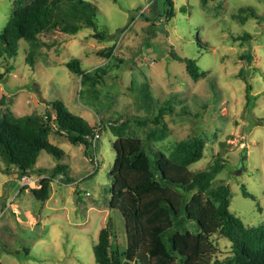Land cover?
<instances>
[{"label": "rangeland", "instance_id": "1", "mask_svg": "<svg viewBox=\"0 0 264 264\" xmlns=\"http://www.w3.org/2000/svg\"><path fill=\"white\" fill-rule=\"evenodd\" d=\"M86 1L95 6L96 31L105 38H94L91 29L52 41L39 38L33 67L26 63L30 45L19 43L18 56L5 62L12 70L0 83V118L45 116L50 103L59 101L91 128L102 125L98 167L81 145L52 132L48 140L63 159L42 152L26 177L40 179L39 170L51 173L60 164L71 182L57 175L46 201L33 195L39 184L23 185L16 173L0 169V264H94L92 247L108 222L112 250L123 252L125 223L109 208L112 145L119 134L139 139L151 160L199 136L202 156L189 171L224 161L215 180L230 188L229 212L246 226L264 224V0H171L172 17L165 16L164 0ZM14 7L12 0H0V34ZM244 35L251 37L248 43L241 42ZM108 49L112 66L95 92L66 68L71 60L86 72L103 67ZM244 53L249 61L240 60ZM174 56L195 61L201 77L192 80ZM116 59L123 62L118 69ZM243 78L251 87L248 107ZM167 99L172 114L163 117L165 137L149 142L153 115ZM242 188L253 198H243ZM211 240L217 260L230 257L227 240ZM156 246L148 248L155 253Z\"/></svg>", "mask_w": 264, "mask_h": 264}, {"label": "trees", "instance_id": "2", "mask_svg": "<svg viewBox=\"0 0 264 264\" xmlns=\"http://www.w3.org/2000/svg\"><path fill=\"white\" fill-rule=\"evenodd\" d=\"M153 2L151 5L155 4ZM12 3L14 10L0 34V59L5 69L0 73V83L12 70L5 62L18 56L19 43L30 45L26 63L33 67V53L38 48L39 38L52 41L58 36H74L83 29L93 30L94 38H105L104 33L96 31L95 6L86 0H12ZM163 8H167L165 16L172 17L171 0H164ZM250 38L244 35L241 42L248 43ZM111 51L107 50L110 61L103 67L86 72L77 60H71L66 68L80 78L82 85L95 92L103 83L108 67L112 66ZM174 59L184 62L192 80L201 77L195 61L175 56ZM240 60L249 61L250 57L244 53ZM115 63L113 67L118 69L123 62L116 59ZM243 81L248 107L252 100L251 87L245 78ZM169 102L170 99L162 102L153 115V128L147 131V141L158 142L165 137L163 117L172 114ZM50 107L45 116L31 114L15 118L4 115L0 118L2 173H16L20 179L28 176L42 152L57 161L63 159V152L48 140L52 132L63 136L71 145H81L86 156H90L87 137L93 128L59 101L51 102ZM126 122L127 119L122 120L120 126ZM112 147L109 208L117 210L124 220L126 246L122 253L112 250L108 222L99 231L92 247L94 264H121L120 257L122 264H264V224L246 226L231 214L230 188L224 181L215 180L225 169L224 161L217 159L205 170L189 171L202 156L204 144L199 136L178 143L169 156L161 152L153 154L152 160L142 142L132 136L119 134ZM65 170L60 164L51 173L39 170L43 177L38 190L33 191L34 197L40 202L46 201L50 184L57 175L61 174L66 183H70ZM241 192L243 198H253L243 188ZM215 235L230 243L231 255L222 261L217 260L218 250L211 240ZM151 242L157 245L155 253L148 248Z\"/></svg>", "mask_w": 264, "mask_h": 264}, {"label": "built area", "instance_id": "3", "mask_svg": "<svg viewBox=\"0 0 264 264\" xmlns=\"http://www.w3.org/2000/svg\"><path fill=\"white\" fill-rule=\"evenodd\" d=\"M101 130H102V125L100 123H98L93 128L92 134L89 137H87V139L89 141V151L91 153L90 156L88 157V162H90L91 165L94 166V170L98 167V162H97V159H96L95 149H96L97 143H98V141L100 140V137H101ZM41 179L42 178L35 179V180L32 181V179L27 178L26 176H24V177L21 178V183L24 182L23 185L30 186L32 184H39V181Z\"/></svg>", "mask_w": 264, "mask_h": 264}]
</instances>
